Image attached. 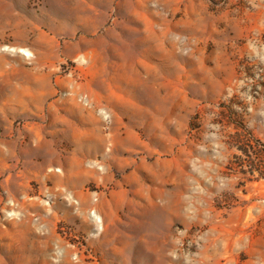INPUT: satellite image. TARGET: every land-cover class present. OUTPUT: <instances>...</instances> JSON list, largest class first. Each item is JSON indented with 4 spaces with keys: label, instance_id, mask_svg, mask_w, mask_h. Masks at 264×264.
<instances>
[{
    "label": "rangeland",
    "instance_id": "obj_1",
    "mask_svg": "<svg viewBox=\"0 0 264 264\" xmlns=\"http://www.w3.org/2000/svg\"><path fill=\"white\" fill-rule=\"evenodd\" d=\"M0 264H264V0H0Z\"/></svg>",
    "mask_w": 264,
    "mask_h": 264
},
{
    "label": "bare ground",
    "instance_id": "obj_2",
    "mask_svg": "<svg viewBox=\"0 0 264 264\" xmlns=\"http://www.w3.org/2000/svg\"><path fill=\"white\" fill-rule=\"evenodd\" d=\"M6 3V2H5ZM14 9V8H13ZM178 45V44H177ZM24 51H22V50H19V53H23ZM127 103V102H126ZM129 104V103H128ZM121 106H123V105H121ZM129 107V106H128ZM127 107V108H128ZM124 109H125V107H124Z\"/></svg>",
    "mask_w": 264,
    "mask_h": 264
},
{
    "label": "trees",
    "instance_id": "obj_3",
    "mask_svg": "<svg viewBox=\"0 0 264 264\" xmlns=\"http://www.w3.org/2000/svg\"><path fill=\"white\" fill-rule=\"evenodd\" d=\"M242 152H245L244 148H239Z\"/></svg>",
    "mask_w": 264,
    "mask_h": 264
}]
</instances>
